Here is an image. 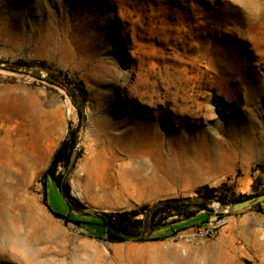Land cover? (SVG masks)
Listing matches in <instances>:
<instances>
[{
	"label": "rangeland",
	"instance_id": "obj_1",
	"mask_svg": "<svg viewBox=\"0 0 264 264\" xmlns=\"http://www.w3.org/2000/svg\"><path fill=\"white\" fill-rule=\"evenodd\" d=\"M71 133L78 211L44 176ZM203 186L213 237L205 212L144 243L96 217ZM262 194L264 0H0V264H264V202L215 207Z\"/></svg>",
	"mask_w": 264,
	"mask_h": 264
},
{
	"label": "trees",
	"instance_id": "obj_2",
	"mask_svg": "<svg viewBox=\"0 0 264 264\" xmlns=\"http://www.w3.org/2000/svg\"><path fill=\"white\" fill-rule=\"evenodd\" d=\"M82 94L86 93L84 83L77 84ZM76 148V136L71 133L59 146L54 154L51 165L45 173V177L50 175L56 183L57 188L64 197L71 210H80L83 208L80 202H77L70 193L68 184H65L62 177L56 176V170L63 165L69 167L70 161ZM223 187L203 186L196 190L194 197H178L160 200L154 204H144L132 210L114 211L97 214L99 225L103 228L106 240L114 243L137 242L144 243L162 239L156 234L165 229L178 233L184 231L176 229L177 225L198 217L202 212L209 215L208 220L216 215L223 217V213H216L212 205L219 202L227 205L226 196L222 193ZM256 196V195H255ZM254 196H250L251 198ZM239 197L232 203H238L245 199ZM59 218L70 221L67 215L55 213ZM88 215V214H86ZM79 225V221H73Z\"/></svg>",
	"mask_w": 264,
	"mask_h": 264
},
{
	"label": "water",
	"instance_id": "obj_3",
	"mask_svg": "<svg viewBox=\"0 0 264 264\" xmlns=\"http://www.w3.org/2000/svg\"><path fill=\"white\" fill-rule=\"evenodd\" d=\"M75 158H76V154L71 159L70 164H69V168L72 167V164L74 163ZM263 202H264V194L245 199V200L240 201L238 203L232 204L228 207H222L220 205H216L215 207L217 209H219L221 212H229L230 211L232 213H237V212L243 211L247 208H251L253 206L261 204ZM92 211H93V209H90V208H87L84 210L85 213H91ZM213 218H216V217H213Z\"/></svg>",
	"mask_w": 264,
	"mask_h": 264
},
{
	"label": "built area",
	"instance_id": "obj_4",
	"mask_svg": "<svg viewBox=\"0 0 264 264\" xmlns=\"http://www.w3.org/2000/svg\"><path fill=\"white\" fill-rule=\"evenodd\" d=\"M226 223L227 221L224 218H211L208 223L197 230L196 237L198 239L213 237L217 233V231Z\"/></svg>",
	"mask_w": 264,
	"mask_h": 264
},
{
	"label": "crops",
	"instance_id": "obj_5",
	"mask_svg": "<svg viewBox=\"0 0 264 264\" xmlns=\"http://www.w3.org/2000/svg\"><path fill=\"white\" fill-rule=\"evenodd\" d=\"M194 219H195V218H193V219H191V220H188V221H185V222H183V223H182V225H184L183 227L190 226V225L193 223Z\"/></svg>",
	"mask_w": 264,
	"mask_h": 264
},
{
	"label": "bare ground",
	"instance_id": "obj_6",
	"mask_svg": "<svg viewBox=\"0 0 264 264\" xmlns=\"http://www.w3.org/2000/svg\"><path fill=\"white\" fill-rule=\"evenodd\" d=\"M90 160V159H89ZM96 165V164H95ZM82 167H83V165H82ZM89 169V168H88ZM117 185V184H116Z\"/></svg>",
	"mask_w": 264,
	"mask_h": 264
}]
</instances>
